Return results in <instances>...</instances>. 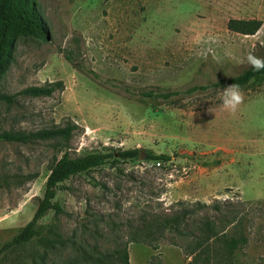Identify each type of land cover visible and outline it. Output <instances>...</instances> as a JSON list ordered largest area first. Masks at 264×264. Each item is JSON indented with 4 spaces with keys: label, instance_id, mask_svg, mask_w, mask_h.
Here are the masks:
<instances>
[{
    "label": "rangeland",
    "instance_id": "obj_1",
    "mask_svg": "<svg viewBox=\"0 0 264 264\" xmlns=\"http://www.w3.org/2000/svg\"><path fill=\"white\" fill-rule=\"evenodd\" d=\"M36 1L48 37L16 41L0 79L11 97L0 101V131L75 128L66 139L0 141V244L31 220L55 158L142 153L69 177L54 198L63 211L40 220L52 229L0 264H86L83 252L123 264L124 247L130 264H264V82L240 88L235 112L222 107L224 88L171 101L144 95L235 76L249 53L264 59V0ZM231 19L262 24L247 35L231 31ZM32 86L54 90L21 93ZM148 150L169 160L145 159ZM198 201L196 216L216 221L218 233L196 261L170 232L157 248L129 242L131 225Z\"/></svg>",
    "mask_w": 264,
    "mask_h": 264
},
{
    "label": "trees",
    "instance_id": "obj_2",
    "mask_svg": "<svg viewBox=\"0 0 264 264\" xmlns=\"http://www.w3.org/2000/svg\"><path fill=\"white\" fill-rule=\"evenodd\" d=\"M258 19L228 21V28L231 31L242 34H254L261 26ZM48 25L43 20L36 0H0V79L13 61L15 43L19 38H39L47 39ZM251 81L264 82V70L254 71L250 66L235 76L222 77L214 82L205 85H192L183 91H146L144 95L149 98H161L164 101H171V98L180 93L192 94L196 91H207L210 89L226 88L232 84L245 87ZM54 90L53 86L37 87L32 86L24 89L21 93L33 96L50 95ZM11 102V97L0 94V101ZM75 128V125H66L58 128L40 129L34 132L22 133L11 130L0 131V141L26 143L33 140H45L55 137L68 138ZM140 156V149H117L109 152H89L81 156L68 157L66 154L55 158L50 172L46 178L43 197L40 199L30 221L22 226L9 240L0 244V256L8 250L30 242L36 237H40L47 227L51 226L40 223V220L49 210L55 213L63 211L62 206L54 200L56 191L64 189L63 183L69 177L87 172L105 163L115 165L119 161L136 160ZM145 159L168 161L165 154H154L148 150L145 152ZM4 180L0 177V187ZM205 207L204 203L195 202L194 205H181L170 213L150 214L148 218L141 220L139 226L129 227V242L142 243L157 248L160 239L164 238L167 232L175 239H180L181 243L172 241L170 243L183 247L193 260L205 254L207 251V241L215 236L216 221L209 219L205 214L196 216V211ZM195 214L192 221L193 229L187 227V217ZM230 251L238 245L232 238L228 242ZM119 253L123 264H130L126 247ZM83 261L86 264H99V257H92L89 253L83 252ZM208 255V254H207ZM205 255V256H207Z\"/></svg>",
    "mask_w": 264,
    "mask_h": 264
},
{
    "label": "clouds",
    "instance_id": "obj_3",
    "mask_svg": "<svg viewBox=\"0 0 264 264\" xmlns=\"http://www.w3.org/2000/svg\"><path fill=\"white\" fill-rule=\"evenodd\" d=\"M247 61L254 71L264 70V59H261L252 53H249L247 56ZM242 99V91L239 85H237L236 83L224 88L222 91V107L229 112H235L242 102Z\"/></svg>",
    "mask_w": 264,
    "mask_h": 264
},
{
    "label": "water",
    "instance_id": "obj_4",
    "mask_svg": "<svg viewBox=\"0 0 264 264\" xmlns=\"http://www.w3.org/2000/svg\"><path fill=\"white\" fill-rule=\"evenodd\" d=\"M141 153H142V152H141V150H140V155H141Z\"/></svg>",
    "mask_w": 264,
    "mask_h": 264
},
{
    "label": "built area",
    "instance_id": "obj_5",
    "mask_svg": "<svg viewBox=\"0 0 264 264\" xmlns=\"http://www.w3.org/2000/svg\"><path fill=\"white\" fill-rule=\"evenodd\" d=\"M156 164H159V162H157Z\"/></svg>",
    "mask_w": 264,
    "mask_h": 264
}]
</instances>
